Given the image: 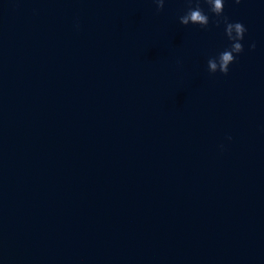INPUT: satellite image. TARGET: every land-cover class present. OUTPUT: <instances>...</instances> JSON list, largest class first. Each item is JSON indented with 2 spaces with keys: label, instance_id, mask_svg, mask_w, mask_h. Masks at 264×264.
Here are the masks:
<instances>
[{
  "label": "water",
  "instance_id": "95a60500",
  "mask_svg": "<svg viewBox=\"0 0 264 264\" xmlns=\"http://www.w3.org/2000/svg\"><path fill=\"white\" fill-rule=\"evenodd\" d=\"M185 11L0 0V264H264V0Z\"/></svg>",
  "mask_w": 264,
  "mask_h": 264
},
{
  "label": "clouds",
  "instance_id": "9594fccd",
  "mask_svg": "<svg viewBox=\"0 0 264 264\" xmlns=\"http://www.w3.org/2000/svg\"><path fill=\"white\" fill-rule=\"evenodd\" d=\"M152 2L156 5V11L160 12L164 7L165 0H152ZM240 2L241 0H234L236 4ZM184 3L186 11L179 17L180 25H198L201 29H207L210 22L209 14L216 17L215 23L217 26L223 23L224 35L229 41V46L217 56L210 57L207 60V71L210 74L219 72L227 75L229 65L234 63L237 56L244 51L241 41H243L247 29L242 23L230 22L228 17L223 15L224 0H203V3L207 5V12L201 7V0H184ZM255 47L254 42L249 44V50H254ZM228 139H231V137H228Z\"/></svg>",
  "mask_w": 264,
  "mask_h": 264
}]
</instances>
